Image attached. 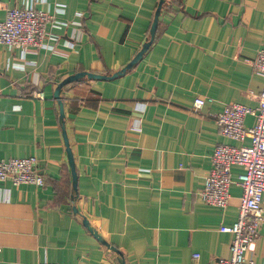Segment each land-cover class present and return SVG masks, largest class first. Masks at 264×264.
<instances>
[{"label":"crops","instance_id":"0c3cea01","mask_svg":"<svg viewBox=\"0 0 264 264\" xmlns=\"http://www.w3.org/2000/svg\"><path fill=\"white\" fill-rule=\"evenodd\" d=\"M26 2L51 19L39 46L0 43V158L34 155L43 184L0 182L8 189L0 196V264L228 257L232 234L219 226L236 220L241 187L230 185L224 208L203 203L198 191L217 144L249 142L220 134L212 113L230 102L257 105L247 91L262 85L251 63L264 47V0H163L150 44L115 75L149 39L159 0H0V19ZM78 71L106 76L61 88L74 189L54 90ZM196 96L205 101L195 111ZM244 255L264 264V213Z\"/></svg>","mask_w":264,"mask_h":264},{"label":"built area","instance_id":"2783aa9c","mask_svg":"<svg viewBox=\"0 0 264 264\" xmlns=\"http://www.w3.org/2000/svg\"><path fill=\"white\" fill-rule=\"evenodd\" d=\"M50 19L47 10L35 7L31 2L6 8L4 17L0 19V43L20 49L30 45L39 46L46 38V24ZM251 64L253 73L262 79L258 92L251 89L247 91L256 97L257 105L250 107L230 102L220 111L212 113L220 134L237 141H244L248 137L249 142L240 145L217 144L211 153V167L198 191L203 203L224 208L229 200L230 185L236 182L241 187L236 220L230 226H219L220 231L230 232L232 238L228 257H218L217 264H255L253 257L246 259L244 254L255 248L264 213V47L257 50ZM35 95L42 98L40 91H36ZM204 101L203 97L196 96L193 99V110L200 109ZM248 115L255 117L250 126L244 124V118ZM36 162L34 155L0 158V182L8 181L15 186L23 183L43 184ZM234 164L242 166L243 171L232 174L231 166ZM7 191V188L0 186V196L7 194ZM193 256L197 257L198 254L194 253ZM37 264L70 263L42 260Z\"/></svg>","mask_w":264,"mask_h":264},{"label":"water","instance_id":"95a60500","mask_svg":"<svg viewBox=\"0 0 264 264\" xmlns=\"http://www.w3.org/2000/svg\"><path fill=\"white\" fill-rule=\"evenodd\" d=\"M163 0H159L157 7L155 9L154 15H153V20L149 29V39L146 40L145 42L142 43V46L140 47V49L136 52V54L134 55V57L126 64L124 65L122 68H120L119 70L115 71L112 73V75H115L117 73H121L122 71H124L125 69H127L128 67H130L139 57L140 55L146 50V48L148 47V45L150 44L154 32H155V27L157 24V17H158V13H159V9L161 6V2ZM104 77L106 75L103 74H97V73H92V72H88V71H78L75 72L73 74H70L68 76H66L64 79H62L55 87L54 90V97L57 100L58 106H59V120L62 123L61 124V130H62V137H63V141L65 144V149H66V155H67V160L70 166V171H71V177H72V186L75 189V182H76V173H75V167H74V160H73V156L71 153V149L69 146V142L67 139V135L65 132V128L63 125V103L60 97V92H61V88L64 84L73 81V80H77L80 79L82 77ZM82 222L84 223V225L91 231L92 234H94L98 239H100L102 242L105 243V240H103L94 230V228L90 225L89 221L85 218L82 219ZM120 264H125L124 263V259L123 257L120 258Z\"/></svg>","mask_w":264,"mask_h":264}]
</instances>
